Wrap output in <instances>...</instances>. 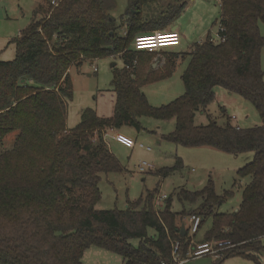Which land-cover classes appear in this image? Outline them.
<instances>
[{"label": "trees", "instance_id": "trees-1", "mask_svg": "<svg viewBox=\"0 0 264 264\" xmlns=\"http://www.w3.org/2000/svg\"><path fill=\"white\" fill-rule=\"evenodd\" d=\"M52 1L45 0L35 10L16 42L15 60H0V142L18 133L14 148L0 153V264H84L85 252L92 247L121 255L124 264H179L194 247L191 229L186 227L192 216L201 218L197 232L211 222L204 242L233 243L219 263L245 256L248 250L262 252L264 0H222L219 25L225 28L220 33L225 41L214 42L209 35L190 52L171 53L158 75L143 74L135 62L160 52L138 51L134 42L139 35L163 32L168 17L147 20L130 8L128 18L123 17L125 38L116 20L106 14L105 0H56L57 5ZM154 1L131 0V6ZM179 5L176 13L187 7L186 2ZM119 54L125 67L114 72V114L101 117L88 108L69 130L68 103L74 96L71 68ZM176 60L187 61L182 73L185 93L167 105H150L144 88L170 78ZM216 88L250 102L261 124L242 128L229 117L220 125L209 113ZM199 113L206 115V124H196ZM141 117L175 120V130L163 139L179 146L235 156L254 153L253 161L238 171L240 177L251 178L243 188L240 210L218 212L235 192L219 194L211 180L202 190L177 191L182 212L173 211L169 197L158 211V190L128 202L125 210H98L103 175L122 171L105 134L124 127L142 131ZM183 166L177 159V166L158 174L167 177ZM132 239H139V246Z\"/></svg>", "mask_w": 264, "mask_h": 264}, {"label": "rangeland", "instance_id": "rangeland-1", "mask_svg": "<svg viewBox=\"0 0 264 264\" xmlns=\"http://www.w3.org/2000/svg\"><path fill=\"white\" fill-rule=\"evenodd\" d=\"M42 0H0V60L11 62L17 55V40L21 33L29 27L33 19V11ZM187 3L180 13H176L179 4ZM131 0H105V12L115 19L119 33L127 38L125 22L128 18V10L134 9L133 13H139L144 19H161L163 15L168 17L163 31L175 30L179 27L182 33V44L179 47L167 48L165 52L187 53L193 50L194 45L204 42L210 35L217 37L220 19L221 4L218 0H156L152 3L132 5ZM139 11V12H138ZM159 18V19H158ZM123 22V23H122ZM177 30V29H176ZM261 34L264 36V24L260 25ZM155 32H162L161 29ZM154 32V33H155ZM171 57L169 53H161L145 57L143 60L136 59V65L143 74L152 75L163 71ZM181 62H183L181 60ZM187 62V61H185ZM116 64V66H114ZM177 64V71L163 81L152 83L144 88V93L154 107L167 105L185 93V85ZM125 63L121 54L100 58L94 61H86L82 66H73L70 76L74 87V96L68 103L67 127L74 129L82 118V113L90 108L96 110L101 117H110L114 114L116 94L113 90L115 68L123 69ZM262 68L264 70V49L262 51ZM132 69V68H130ZM128 69V70H130ZM216 100L209 107V113L220 125L232 118L234 124L240 122L242 128H251L261 124L260 116L256 108L244 98L230 95L223 88H216ZM225 112V114L223 113ZM236 118V119H233ZM238 119V120H237ZM140 121L144 130L139 131L135 127L125 131L129 133L137 143V148L129 150L121 146L113 147L112 152L121 163L122 171L103 175L101 182L102 198L97 204L98 210H125L128 202L139 200L148 191H157V195H167L172 198L174 212H182L184 204L177 198V191L185 188L189 191L202 190L213 181L219 194L227 190H233L234 196L218 209L220 213L236 212L243 200V188L251 178L239 176V169L251 163L254 153L240 155L227 154L212 148H186L173 142L164 140L176 128V121H162L150 117H141ZM206 115L199 113L196 116V124H206ZM18 133L8 135L0 142V153L14 148ZM127 135V134H126ZM151 148L149 152L147 149ZM177 159H181L183 169L175 171L172 175L161 177L158 172L163 168L177 166ZM142 162L153 164L154 169L145 174L138 172V165ZM164 203V202H163ZM163 203L156 209L159 211ZM187 209L190 204L186 203ZM189 218L186 219V223ZM187 227V226H186ZM213 242V241H212ZM134 246H139V239H132ZM197 240L191 239L195 245ZM264 245V240H263ZM264 258V250L259 252ZM260 264H264L261 261ZM254 259H248L241 255L231 256L222 264H257ZM84 264H124V258L114 252L100 247H92L85 252ZM179 264H221L215 256H203L189 259Z\"/></svg>", "mask_w": 264, "mask_h": 264}, {"label": "built area", "instance_id": "built-area-1", "mask_svg": "<svg viewBox=\"0 0 264 264\" xmlns=\"http://www.w3.org/2000/svg\"><path fill=\"white\" fill-rule=\"evenodd\" d=\"M218 1L220 2V4L222 3V0H218ZM52 4L57 5L58 3L56 0H53ZM223 31H225V28H223L222 26H219L217 37L212 38V41L224 42L225 37H223L220 34ZM181 42H182V38H181L180 32L175 29L171 31L155 32L150 35H139L135 39L134 46H135V49L138 51L161 52V50H165L167 48L179 47L181 46ZM233 119H236V118H233ZM114 139L127 148L133 149L136 147V142L132 138L124 134L117 133L114 136ZM147 150L152 151L151 148H148ZM137 169L139 173L145 174L149 170L152 171L154 169V166L153 164L142 162L138 165ZM167 198H168L167 195L158 196L157 197L158 205L165 202ZM191 221L193 222L192 232L194 234L197 232V229L201 222V218L198 216H192ZM193 246L194 247L190 250L186 260L211 255V256H215L219 261H221L225 257V254H226L225 252L234 247L233 243L227 240L196 243ZM178 248H179V244L175 246L174 254L177 253Z\"/></svg>", "mask_w": 264, "mask_h": 264}, {"label": "crops", "instance_id": "crops-1", "mask_svg": "<svg viewBox=\"0 0 264 264\" xmlns=\"http://www.w3.org/2000/svg\"><path fill=\"white\" fill-rule=\"evenodd\" d=\"M44 3H45V0H42V2H40V3L37 4V7H36V8L34 9V11H33V15H34L35 10L39 7V5L44 4ZM32 17H33V16H32ZM31 22H32V20H31ZM175 28L180 32V35H181V38H182V33H181L179 27H174L173 29H175ZM182 41H183V39H182ZM181 44H182V42H181ZM165 51H166V49L163 50V51H161V53L164 52V53H169V54H171V52H165ZM176 64H179L180 67H182V65L186 64V65L183 67V69L180 70V73H181V75H182V73H183L184 70L186 69L187 62H185V61L181 62V61H179V60H176ZM115 66H116V64H115ZM162 67H164V65H163ZM176 69H177V67H176ZM176 69H175L174 73L177 71ZM229 94H230V93H229ZM230 95H231V94H230ZM232 95H234V94H232ZM237 96H238V95H237ZM224 114H225V112H224ZM110 117H111V116H110ZM237 120H238V119H237ZM171 121H173V120H171ZM239 123H240V122H237V124L240 126ZM68 129H69V128H68ZM129 129H130V127H124V128H123L122 130H120V131H109V132H107V133L105 134V138H104V139L106 140V142H107V144L109 145V147H110L111 150H112V148H113L114 146H115V147L121 146V147L126 148V149H129V150H134V149L137 148V143H136V147H135V148L130 149V148L125 147L124 145H122L121 143H119L117 140L114 139V136H115L117 133H121V134H124V135L127 134L126 136H128L129 133H126L125 131H126V130L128 131ZM69 130H70V129H69ZM128 137H130V136H128ZM130 138H132V137H130ZM132 139H133V138H132ZM149 152H151V151H149ZM240 206H241V205H240ZM240 206L238 207V209L236 210V212L240 210ZM186 225H187L188 228L191 229L190 235H191L192 239L197 240L198 243H202V242L205 241V240H204V238H205V233H206V231L208 230V228L210 227L211 222H209V223L206 225L205 228H202L201 230H199L198 232H196V233H194V234H193V232H192L193 222L191 221V218H189V220H187ZM263 240H264V238L262 239V241H263ZM249 255H250V256H249ZM241 256H243V255H241ZM244 257H246V258H248V259H254V260H256L257 262H258V261H261L262 263H264V258L261 256V254L258 253V252H256V251H254V250H248V251H246ZM185 261H186V260H184V261H182V262H185ZM182 262H180V263H182ZM221 264H222V263H221ZM257 264H260V262L257 263Z\"/></svg>", "mask_w": 264, "mask_h": 264}, {"label": "water", "instance_id": "water-1", "mask_svg": "<svg viewBox=\"0 0 264 264\" xmlns=\"http://www.w3.org/2000/svg\"><path fill=\"white\" fill-rule=\"evenodd\" d=\"M115 66V65H114ZM182 234H185V226H182Z\"/></svg>", "mask_w": 264, "mask_h": 264}]
</instances>
